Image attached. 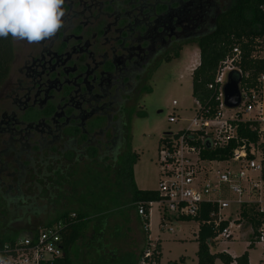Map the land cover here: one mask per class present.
I'll use <instances>...</instances> for the list:
<instances>
[{
    "label": "rangeland",
    "instance_id": "374dc122",
    "mask_svg": "<svg viewBox=\"0 0 264 264\" xmlns=\"http://www.w3.org/2000/svg\"><path fill=\"white\" fill-rule=\"evenodd\" d=\"M179 42L172 44L179 45ZM14 47L17 53L20 52V41H14ZM171 52L172 49L166 54ZM164 54L162 52L155 69L145 76L144 86H149L151 92L141 94L140 90L138 96L128 102V106L134 107L128 118L130 140L128 142L124 133L120 141L122 152L131 150L138 154L132 174L139 189H157L159 139L165 132L175 133L191 127L197 108L191 95V72L199 61L197 45L184 42L179 56L169 61L162 60ZM11 69L5 82L15 80L16 65L13 64ZM173 100L177 102L176 106L172 105ZM12 110L4 92H0V113ZM137 110H143L145 116L139 117ZM171 113L178 117L174 123L168 121ZM5 127V124H0V129ZM22 136L13 129L11 132L0 130V217L5 233L20 231L18 236H24L28 231L26 229L51 223L60 211H79L85 213L87 224L70 248L72 264H123L120 259H115L129 250L138 258L139 248L134 246L138 243L144 246L146 227L140 224L138 234L134 232L136 225L130 221L127 212L131 204L130 194L117 183L114 175L118 164L110 159L82 158L80 163L73 162L74 165L67 170L68 180L61 176L55 180L46 162L50 153L46 145L37 150V145L29 144L31 141L26 145ZM34 136L37 137V134ZM7 146L10 150L4 153L3 149ZM18 164L24 167L19 169ZM107 166L110 168L107 169ZM95 170L103 177L102 184L106 185V204L101 206L104 210L98 207L103 194L91 182ZM15 186L19 189L18 193ZM14 195H18L20 200L11 204L8 197ZM159 220V206L151 204L148 228L151 236L160 240L161 264H197V221L172 219L159 225ZM248 235L247 229L241 230L230 241H221L216 246H210L209 250L212 253L225 251L234 257L247 251L248 264H264V249L260 245L246 246ZM214 264L223 263L216 258ZM233 264H236L235 261Z\"/></svg>",
    "mask_w": 264,
    "mask_h": 264
},
{
    "label": "flooded vegetation",
    "instance_id": "af4514ba",
    "mask_svg": "<svg viewBox=\"0 0 264 264\" xmlns=\"http://www.w3.org/2000/svg\"><path fill=\"white\" fill-rule=\"evenodd\" d=\"M159 6L160 0H64L63 26L53 37L32 43L11 37L13 57L0 92L13 110L0 113L6 125L0 130L22 133L37 150L55 145L63 151L70 141L79 152L93 146L102 154L121 144L134 109L128 102L162 52L190 35L173 8L161 23ZM13 64L15 80L5 82ZM71 131H78L74 139Z\"/></svg>",
    "mask_w": 264,
    "mask_h": 264
},
{
    "label": "built area",
    "instance_id": "2783aa9c",
    "mask_svg": "<svg viewBox=\"0 0 264 264\" xmlns=\"http://www.w3.org/2000/svg\"><path fill=\"white\" fill-rule=\"evenodd\" d=\"M245 58L263 62L264 66V28L254 38ZM243 59L236 45L220 62L213 83L208 85L216 92L217 111L213 116L199 114L195 101L197 108L191 127L162 134L156 189L161 198L148 205L149 210L151 204L159 206L161 225L172 219H197L203 205H211L207 219L201 223L216 228L214 243L231 240L245 228L249 231L247 244L264 247V69L258 73L243 70ZM230 72L238 80L240 93V102L234 108L223 104L222 87ZM172 105L177 102L173 100ZM177 120L174 113L168 115L169 122ZM241 125L254 134V139L239 133ZM226 149L227 155L214 159L202 158L200 154ZM137 212L144 214L141 208ZM222 222L226 225L219 228ZM253 222H257L256 227ZM60 227V224L37 227L3 243L0 264H54L63 255ZM167 230L172 231L170 227ZM159 254L157 240L148 238L139 253L138 264H159Z\"/></svg>",
    "mask_w": 264,
    "mask_h": 264
},
{
    "label": "trees",
    "instance_id": "16d2710c",
    "mask_svg": "<svg viewBox=\"0 0 264 264\" xmlns=\"http://www.w3.org/2000/svg\"><path fill=\"white\" fill-rule=\"evenodd\" d=\"M262 6H264V0H174L173 4H171L170 0H160L159 11L161 14V23H163L165 17H168L170 10L173 8L175 10L177 23H180L185 28H190V31H188L190 35L187 38H181L180 44L177 45L170 54L163 55L162 60L169 61L172 58H177L179 56V49L184 42L185 44L195 43L197 45L199 50V61L191 72V95L199 104V108L197 109L199 114L204 117H211L217 111L215 89L208 88V85L213 83L220 62L231 52L233 46H239L242 51L244 59L241 66L243 70H254L256 73L263 71V62L251 61L245 58L251 50L254 38L259 36L264 28V10ZM191 27L193 28L192 30ZM12 57L11 36L0 37V84L8 74ZM150 92L151 88L149 86H144L141 94ZM132 111H134V109H132ZM136 114L139 117L145 116L143 110H137ZM128 124L125 134L129 142L130 122ZM77 133L78 131H71L67 135L69 138L74 139ZM239 133L242 136H250L254 139V134L249 133L243 125L240 126ZM84 139V136H80L78 144H81ZM160 140L161 138L159 141ZM121 149V144H117L106 152L99 154L97 148L89 146L86 153H83L85 151L79 152L78 149L73 146L72 142L68 141V146L64 148L63 151L55 145L49 147L48 150L50 153L46 162L51 168L52 175H55V180H58L59 176L68 180L69 176L66 175L68 172L67 170L74 165L73 162L80 163L82 158L94 160L97 158L98 161L110 159L113 163H117L118 167L114 173L117 183L123 190L130 194L131 202L134 203L136 209L138 210V208H141L143 210L144 214L139 215L142 217L141 225L146 227L148 224V202L157 201L161 196L156 190L138 189L135 186L132 169L133 165L138 160V154L131 150L122 152ZM108 152L110 153L109 156L107 155ZM62 153H64V158L62 157ZM228 153L229 149L202 151L200 154L202 158L214 159L223 156V154L227 155ZM63 168L64 174L62 173ZM109 168L110 166H107V169ZM102 180H104L103 177L99 176V172L95 170L91 182L98 186V189L103 194L102 201L100 202L101 204L98 206L100 209L102 208L101 206H105L106 204L104 201L106 197V185L102 184ZM19 200L20 197L17 195L8 197V201L11 204L19 202ZM212 208L211 205H203L201 215L197 219H192L199 220V227L196 235L197 264H214L216 258H219L223 264H230L233 260L236 261V264H248L246 251L235 258H232L225 252L211 253L209 251V246L213 242L212 238L216 234V228L213 224H205L201 223V221L207 219V213ZM98 213L101 214L100 212ZM0 220H2L1 217ZM183 220L191 219L184 218ZM56 224L61 225L58 231L62 239L63 255L60 256L54 264H72L70 248L84 231L87 224L85 213L79 211H60L51 223L43 226H52ZM3 225L2 220L0 221V246L5 242L13 241L20 232L15 231L13 234H7L5 233ZM225 225L226 222H222L219 228ZM253 225L256 227L257 222H253ZM36 228L37 227L34 229ZM34 229L29 228L26 230L30 231ZM147 236L148 230L146 227L145 243L148 240ZM158 249L160 250L159 245ZM158 257L160 258V254ZM122 263L138 264V258L131 259L130 261L126 259Z\"/></svg>",
    "mask_w": 264,
    "mask_h": 264
},
{
    "label": "clouds",
    "instance_id": "9594fccd",
    "mask_svg": "<svg viewBox=\"0 0 264 264\" xmlns=\"http://www.w3.org/2000/svg\"><path fill=\"white\" fill-rule=\"evenodd\" d=\"M64 0H0V37L30 43L53 37L63 26Z\"/></svg>",
    "mask_w": 264,
    "mask_h": 264
},
{
    "label": "crops",
    "instance_id": "0c3cea01",
    "mask_svg": "<svg viewBox=\"0 0 264 264\" xmlns=\"http://www.w3.org/2000/svg\"><path fill=\"white\" fill-rule=\"evenodd\" d=\"M139 189V188H138ZM128 214H129V217H130V221H133L134 222V224L136 225V229L134 230V232L136 233V234H138V232H139V229H140V224H141V216L138 214V212H137V209H136V207H135V205H134V203H132L131 202V204H130V208L128 209ZM148 224H149V216H148ZM148 224H147V230H148V236H147V238H149V239H152V240H157V242H158V245H159V248H160V262H159V264H161V254H162V251H161V243H160V240L159 239H157V238H153L152 236H151V234H150V230H149V228H148ZM159 225H161L160 224V220H159ZM198 227H199V223L197 222V230H196V232L198 231ZM241 230H245V228H242ZM240 230V231H241ZM171 232V231H170ZM228 241H230V240H228ZM248 241H249V238H248V240H247V242H246V246H250V245H248L247 243H248ZM221 242V241H220ZM219 242H216V243H214V242H212V244L210 245V246H216L217 244H218ZM145 245V244H144ZM210 246H209V249H210ZM251 246H255V245H251ZM261 246V245H260ZM136 247H138L139 248V253L141 252V250H142V248L144 247L143 245H142V243H138V246H134V248L136 249ZM262 247V246H261ZM263 249H264V247H262ZM130 251V250H129ZM126 252V253H124V257L122 256V257H120V258H117L116 257V259L115 260H119L120 259V261H125L126 259H128L129 261L132 259H136L137 257H136V255H131L132 253L131 252ZM210 251V250H209ZM220 252H225V251H220ZM245 252V251H244ZM247 252V251H246ZM212 253V252H211ZM213 253H217V252H213ZM225 253H227V252H225ZM243 253V252H242ZM241 253V254H242ZM228 255H230L229 253H227ZM240 254V255H241ZM239 255V256H240ZM232 258H235V257H238V256H233V255H230ZM234 261L235 260H233L230 264H233L234 263ZM247 261H248V257H247ZM235 263H236V261H235Z\"/></svg>",
    "mask_w": 264,
    "mask_h": 264
},
{
    "label": "water",
    "instance_id": "95a60500",
    "mask_svg": "<svg viewBox=\"0 0 264 264\" xmlns=\"http://www.w3.org/2000/svg\"><path fill=\"white\" fill-rule=\"evenodd\" d=\"M223 104L228 108L236 107L240 102V93L238 89V80L230 72L227 75V80L222 87Z\"/></svg>",
    "mask_w": 264,
    "mask_h": 264
}]
</instances>
